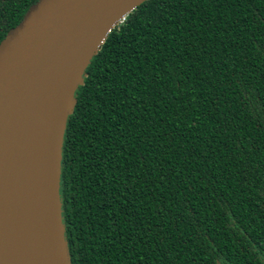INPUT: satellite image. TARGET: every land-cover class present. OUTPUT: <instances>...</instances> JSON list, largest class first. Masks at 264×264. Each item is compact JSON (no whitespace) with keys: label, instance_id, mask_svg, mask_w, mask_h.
I'll use <instances>...</instances> for the list:
<instances>
[{"label":"trees","instance_id":"1","mask_svg":"<svg viewBox=\"0 0 264 264\" xmlns=\"http://www.w3.org/2000/svg\"><path fill=\"white\" fill-rule=\"evenodd\" d=\"M39 0H0V43ZM67 116L69 264H264V0H146Z\"/></svg>","mask_w":264,"mask_h":264},{"label":"water","instance_id":"2","mask_svg":"<svg viewBox=\"0 0 264 264\" xmlns=\"http://www.w3.org/2000/svg\"><path fill=\"white\" fill-rule=\"evenodd\" d=\"M144 1L39 0L0 43V264H21L22 259L18 256L21 245H14L12 230L7 229L19 197V183L13 180L21 170V165L14 164L21 156L16 150L38 126L41 113L51 108L48 103L57 99L54 93L61 86L55 79L75 70L67 104L60 113L55 153L58 228L64 263L69 264L58 194L66 119L84 69L103 38ZM24 256L29 257L27 251Z\"/></svg>","mask_w":264,"mask_h":264},{"label":"bare ground","instance_id":"3","mask_svg":"<svg viewBox=\"0 0 264 264\" xmlns=\"http://www.w3.org/2000/svg\"><path fill=\"white\" fill-rule=\"evenodd\" d=\"M66 74L55 79L61 86L54 93L57 99L48 103L51 108L41 113L38 126L16 150L21 156L14 164L21 165V170L15 172L13 180L19 183V197L7 229L12 230L10 240L14 245H21V264H65L56 210L55 153L60 113L67 104L76 71ZM26 251L29 257L25 258Z\"/></svg>","mask_w":264,"mask_h":264},{"label":"built area","instance_id":"4","mask_svg":"<svg viewBox=\"0 0 264 264\" xmlns=\"http://www.w3.org/2000/svg\"><path fill=\"white\" fill-rule=\"evenodd\" d=\"M121 20H123V18ZM121 20L119 21V23L121 22Z\"/></svg>","mask_w":264,"mask_h":264}]
</instances>
